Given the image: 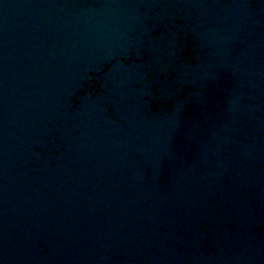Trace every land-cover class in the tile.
I'll return each mask as SVG.
<instances>
[{
  "label": "water",
  "instance_id": "1",
  "mask_svg": "<svg viewBox=\"0 0 264 264\" xmlns=\"http://www.w3.org/2000/svg\"><path fill=\"white\" fill-rule=\"evenodd\" d=\"M0 264H264V0H0Z\"/></svg>",
  "mask_w": 264,
  "mask_h": 264
}]
</instances>
